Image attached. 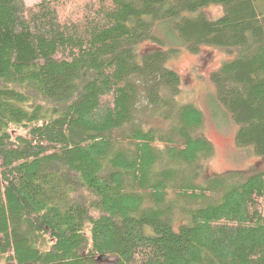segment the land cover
<instances>
[{"label":"trees","instance_id":"obj_1","mask_svg":"<svg viewBox=\"0 0 264 264\" xmlns=\"http://www.w3.org/2000/svg\"><path fill=\"white\" fill-rule=\"evenodd\" d=\"M259 1L0 0V264H264V171L199 182L213 149L167 67L233 55L215 99L264 157Z\"/></svg>","mask_w":264,"mask_h":264},{"label":"rangeland","instance_id":"obj_2","mask_svg":"<svg viewBox=\"0 0 264 264\" xmlns=\"http://www.w3.org/2000/svg\"><path fill=\"white\" fill-rule=\"evenodd\" d=\"M40 1L42 0H25L27 5ZM256 8L264 13V0L257 2ZM202 12L211 21L223 15L218 6H209ZM161 49L158 46L144 44L139 53ZM232 59L233 55L230 53L212 47H201L197 54H191L181 48L178 56L167 63V67L176 72L181 80L179 101L192 104L202 113L204 120L199 136L213 149L212 156L203 162L199 182L228 172H240L244 176H251L264 171V157L254 155L252 148L236 147L237 127L223 109L218 107L215 99V88L210 80V74ZM173 228L177 230V225Z\"/></svg>","mask_w":264,"mask_h":264}]
</instances>
